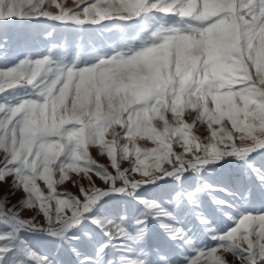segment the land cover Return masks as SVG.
Returning a JSON list of instances; mask_svg holds the SVG:
<instances>
[{"label": "snow or ice", "instance_id": "1", "mask_svg": "<svg viewBox=\"0 0 264 264\" xmlns=\"http://www.w3.org/2000/svg\"><path fill=\"white\" fill-rule=\"evenodd\" d=\"M0 190V264H264V0H0Z\"/></svg>", "mask_w": 264, "mask_h": 264}, {"label": "rangeland", "instance_id": "2", "mask_svg": "<svg viewBox=\"0 0 264 264\" xmlns=\"http://www.w3.org/2000/svg\"><path fill=\"white\" fill-rule=\"evenodd\" d=\"M65 2L67 3V5L71 6L73 3V0H65ZM66 35L67 34H64V33H58V35L54 38V40L52 42L55 44H60L61 42H63L65 40ZM113 38H115V37L113 36ZM74 44H75V37H72L69 35L67 38V45H68L70 50L74 49ZM97 159H100L101 162H104L103 159H101L100 157H97ZM125 166H127V163L125 164ZM207 178L209 180H211L213 177L211 174H208ZM2 194H3V191L0 190V195H2Z\"/></svg>", "mask_w": 264, "mask_h": 264}, {"label": "bare ground", "instance_id": "3", "mask_svg": "<svg viewBox=\"0 0 264 264\" xmlns=\"http://www.w3.org/2000/svg\"><path fill=\"white\" fill-rule=\"evenodd\" d=\"M127 162H125V164H126Z\"/></svg>", "mask_w": 264, "mask_h": 264}]
</instances>
